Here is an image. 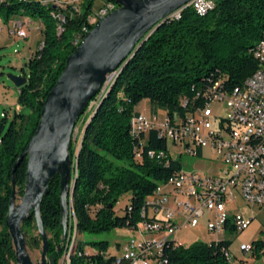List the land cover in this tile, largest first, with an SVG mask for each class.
Masks as SVG:
<instances>
[{
    "label": "trees",
    "instance_id": "trees-1",
    "mask_svg": "<svg viewBox=\"0 0 264 264\" xmlns=\"http://www.w3.org/2000/svg\"><path fill=\"white\" fill-rule=\"evenodd\" d=\"M92 3L93 0L84 2L77 14L70 7L61 9L63 22L54 18L56 8L51 3H0V19L4 23L22 14L38 20L42 34V44L21 68L27 81L17 87L19 109L0 115V264H16L5 219L12 180L16 195L23 194L27 159L23 158L14 172L13 165L34 133L48 91L77 46L75 38L80 35L79 44L92 28L87 22ZM184 9L179 19L164 21L155 29L120 67L107 95L83 124L81 143L80 139L78 145L73 140L70 143L75 187L70 203L69 247L61 240L59 175L51 178L40 212L48 235V254L55 252L54 264H60L62 257L63 264H112L113 254L106 259L100 254L107 252L108 241L84 242L76 234L133 229L144 218L146 199L183 169V163L171 156L168 143L158 136L157 130L146 136L142 158L135 157L140 142L130 133V121L138 113L135 106L140 101L149 99L171 118L185 116L199 90L220 79L232 90L259 68L254 48L264 38V0H215L214 8L204 15L191 5ZM184 98L190 100L187 106L182 103ZM149 150L155 152L154 156L148 154ZM123 195H128L129 202L119 215L114 208ZM21 228L25 236L29 235L32 247H39V235L32 234V230H37L33 215L23 221ZM227 230L233 232L237 228L231 226ZM231 242L223 238L173 247L166 241L163 257H169L173 264H234L226 255ZM83 244L97 253L85 254ZM253 245L254 257H264V239L253 241Z\"/></svg>",
    "mask_w": 264,
    "mask_h": 264
},
{
    "label": "built area",
    "instance_id": "built-area-1",
    "mask_svg": "<svg viewBox=\"0 0 264 264\" xmlns=\"http://www.w3.org/2000/svg\"><path fill=\"white\" fill-rule=\"evenodd\" d=\"M86 1L47 0L56 6L61 22L64 21L61 9L70 7L77 14ZM95 1L87 15L89 25L114 10L117 4L113 0H98L101 4L94 7ZM191 6L204 15L214 8L215 0H196ZM181 12L174 13L173 19H179ZM31 23L23 17L9 19L10 33L16 41L27 38ZM79 39L80 35L75 38V45ZM254 56L260 66L240 86L228 90L222 79L213 82L197 92L185 116L171 118L168 114L140 112L132 116L130 133L140 142L136 158L143 156L146 136L157 130L158 136L168 143L172 157L176 158L171 149L193 157L202 156L209 149L216 154L219 167L217 172L183 168L160 184L146 199L143 220L130 229L135 236L120 245L112 264H173L169 257L161 255V243L170 240L173 247L186 246L178 237L183 227L194 228L204 222L209 231L219 235L231 226L244 230L254 216L244 213L239 199L249 207L264 206V38L255 46ZM114 72L106 76L95 100ZM182 103L187 106L190 100L184 98ZM218 103L226 106L223 115L215 111ZM88 104L91 111L93 103ZM148 154L154 156L155 152L149 150ZM231 204H237V211L231 213ZM241 250L254 257L253 242L243 244ZM100 254L104 259L109 257L108 252ZM226 255L232 258L231 251L227 250Z\"/></svg>",
    "mask_w": 264,
    "mask_h": 264
},
{
    "label": "water",
    "instance_id": "water-1",
    "mask_svg": "<svg viewBox=\"0 0 264 264\" xmlns=\"http://www.w3.org/2000/svg\"><path fill=\"white\" fill-rule=\"evenodd\" d=\"M113 1L118 7L92 26L67 56L62 72L43 101L34 133L13 165L14 172L19 162L27 159L23 194L16 203L12 180L5 219L16 264H54L55 252L48 254L49 242L41 218V203L49 192L51 178L59 175L61 240L67 243L70 203L75 187L69 148L77 120L102 87L106 76L122 67L169 15L189 6L192 0ZM9 78L15 87L27 81L23 74L9 75ZM32 215L41 239L40 260L36 262L31 259L21 228L23 221ZM60 249L61 244L57 246V250Z\"/></svg>",
    "mask_w": 264,
    "mask_h": 264
},
{
    "label": "rangeland",
    "instance_id": "rangeland-1",
    "mask_svg": "<svg viewBox=\"0 0 264 264\" xmlns=\"http://www.w3.org/2000/svg\"><path fill=\"white\" fill-rule=\"evenodd\" d=\"M101 4L100 1L94 2V7H97ZM13 17L19 18L23 17L32 21L30 28H36L39 26L41 29V23L38 20L31 19L22 14H16ZM38 31V30H37ZM27 43L24 39L18 41H11L5 47L0 48V115L4 109H14L17 107V91L14 84L11 82L9 75H21V62L19 59L25 51ZM25 61L22 62L24 64ZM215 111L217 114H224L226 112V106L224 103H218L215 105ZM82 117L81 119H83ZM88 119V116L85 117V121ZM85 123V122H84ZM83 123L78 122L75 127V134L73 136V142L79 143V139L82 133ZM173 148V147H172ZM173 154L180 159L183 163V168L187 171L199 170L204 172H217L219 163L217 156L214 152H210L209 149L204 150V154L199 157H193L188 154H180L175 152V149H171ZM175 150V151H174ZM16 203H19V196H16ZM129 202L128 195H123L119 198V201L115 205V211L117 214L122 215L124 213L125 205ZM238 205L244 211L246 215L254 216V219L244 230L237 229L236 231L227 230L222 232L220 235L213 233L208 230L204 222H202L197 227H183L180 230V239L183 240L186 246L193 244L196 240L203 242H210L212 239H222L227 238L231 240L230 251L234 264H240L242 260H246V263H249L248 260H251V254H246L241 250L243 244H251L253 241L258 239H264V206H252L249 207L246 205V202L243 199H239ZM231 213L237 211V204H231L229 206ZM71 217H69V220ZM183 222H181L182 224ZM33 235H38L37 230H32ZM179 235V234H178ZM135 236V232L132 230L123 227L115 228L111 231H104L99 234H76V238L83 240L84 242L90 241H99L106 240L109 243V249H115L116 243H122ZM26 245L28 252L31 256V259L36 262L40 260L41 244L39 247L34 248L31 245L29 235L26 234ZM83 249L87 248L89 245L83 244ZM263 258V259H262ZM259 262L264 261L262 257ZM260 260L258 258H255ZM60 264H63L64 257L60 259Z\"/></svg>",
    "mask_w": 264,
    "mask_h": 264
},
{
    "label": "crops",
    "instance_id": "crops-1",
    "mask_svg": "<svg viewBox=\"0 0 264 264\" xmlns=\"http://www.w3.org/2000/svg\"><path fill=\"white\" fill-rule=\"evenodd\" d=\"M24 40L27 43V47H26L25 51L23 52V54L21 55V58L19 59V61L21 62L20 70L23 66H25V63L28 61V59L30 57H32V55L36 52V50L42 44V34H41V30L39 29V26H37L36 28H30L28 36ZM11 41H16L15 36L10 33L8 22L4 23L0 19V48L5 47ZM23 61H25L24 64H22ZM21 73H22V71H21ZM16 91L18 93L17 87H16ZM18 109H19V105H17V107L14 109H4L3 111L11 112L12 110H18ZM135 111L140 112V113H144L146 115H153V114L164 115V114H167L166 110L156 106L149 99H143L142 101H140L135 106ZM178 236H180V233ZM212 240H214V239H212ZM123 243L124 242H122V243L117 242L115 249L111 250L108 248L107 252L109 254L118 253L120 245ZM84 253L88 254V255H93V254H96L97 251L94 248L88 246L87 248L84 249ZM248 261H249V263H246V260H242L240 264H263L264 263V261L259 262V261H262L261 259L257 260L255 258H252L251 260H248Z\"/></svg>",
    "mask_w": 264,
    "mask_h": 264
},
{
    "label": "bare ground",
    "instance_id": "bare-ground-1",
    "mask_svg": "<svg viewBox=\"0 0 264 264\" xmlns=\"http://www.w3.org/2000/svg\"><path fill=\"white\" fill-rule=\"evenodd\" d=\"M41 2H43L44 4H47L48 2H47V0H40ZM196 2V0H192L190 3H189V7H190V5L192 4V3H195ZM53 5V4H52ZM55 8H56V6L55 5H53ZM118 7V4H116V8ZM186 9V7H182V8H180V9H178V10H176L175 12H173L171 15H169V17L167 18V20H169V19H173V17H174V13H180V11H182L183 9ZM184 9V10H185ZM54 13H55V15H54V18H56V19H58V20H60V17H59V11L56 9L55 11H54ZM107 14H103L102 15V17L101 18H99L97 21H95L93 24H92V26H94L100 19H102L103 17H105ZM166 20V21H167ZM120 68H118V69H116V71L111 75V77H110V82L106 85V87L102 90V92L99 94V97L95 100V96L88 102V103H93V105H92V110L90 111V104H87V106H86V108H85V110H84V112H83V114L79 117L80 119L82 118V117H86V116H89L96 108H97V106L99 105V103L102 101V99L107 95V93H108V91L110 90V87L112 86V84H113V82H114V80H115V78H116V76H117V72H118V70H119ZM89 111H90V113H89ZM89 113V114H88ZM84 122H85V120L83 121V124H84ZM70 217H71V213H70ZM70 221V220H69ZM68 232H69V230H68ZM68 239H69V241L66 243L67 244V247H69V245H70V243H71V239L69 238V234H68ZM166 241H170V240H163V242L161 243V255L163 256V247H164V245H165V243H166ZM72 250H70V252H71ZM70 252H69V254H70ZM69 256V255H68ZM68 256H65V261H68Z\"/></svg>",
    "mask_w": 264,
    "mask_h": 264
}]
</instances>
